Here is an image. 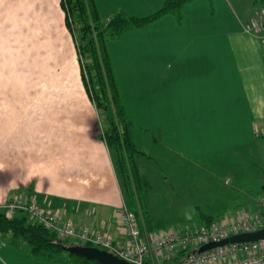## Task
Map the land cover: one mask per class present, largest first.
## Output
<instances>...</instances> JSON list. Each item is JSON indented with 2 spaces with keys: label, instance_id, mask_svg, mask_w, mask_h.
Returning a JSON list of instances; mask_svg holds the SVG:
<instances>
[{
  "label": "crops",
  "instance_id": "crops-1",
  "mask_svg": "<svg viewBox=\"0 0 264 264\" xmlns=\"http://www.w3.org/2000/svg\"><path fill=\"white\" fill-rule=\"evenodd\" d=\"M96 1L104 19H109L112 10L162 5L166 0ZM257 7L254 0H192L181 20L170 13L111 43L119 84L123 75L130 82L141 77L144 100L150 96L163 108L169 104L164 117L158 118L173 122L175 145H163L162 160L166 151L189 155L200 145H210L212 152L228 150L230 145L222 140L229 136L237 138L234 146H255L264 136V44L246 31ZM57 11L63 13L61 0H0V31L24 24L52 25ZM88 103L93 107L91 100ZM144 112L148 121L155 118L153 107ZM97 114L82 116L78 132L68 131L64 123L60 140L53 144L39 146L32 135L30 141H16L14 151H8L7 143L0 140V207L15 197H29L79 228L126 242L121 211L128 204L110 150L99 137ZM147 130L142 127L135 133L146 154L154 151L153 136L157 137ZM200 133L204 137L197 140ZM148 158H142L140 166ZM149 162L150 168L140 167L146 186L155 169V161ZM3 255L18 262L16 250L0 243V264Z\"/></svg>",
  "mask_w": 264,
  "mask_h": 264
},
{
  "label": "rangeland",
  "instance_id": "rangeland-1",
  "mask_svg": "<svg viewBox=\"0 0 264 264\" xmlns=\"http://www.w3.org/2000/svg\"><path fill=\"white\" fill-rule=\"evenodd\" d=\"M162 6L163 4H142L132 10H112L110 17L116 12L125 16L144 17L157 12ZM259 9H255L248 20ZM100 13L103 17L101 10ZM65 17L63 9L62 14L58 11L55 13L52 25L24 24L7 26L0 31V140L7 143L8 151H14L16 141H30L32 135L39 141V146L53 144L60 140V127L64 123L67 124L68 131L78 132V120H82V116L98 113L95 104L92 103L94 110L88 103L91 98L82 78L85 59L78 51V26L72 23L71 29L67 27ZM140 29L142 28L136 30ZM120 38L110 42L109 51L111 43ZM142 85L141 77L130 82L123 75L119 88L126 112L134 124L133 141L136 143L135 133L142 130V127L148 129L147 133L151 136L157 135L153 136L156 139L154 151L146 154L149 158L145 165L140 166L150 168L149 159L155 161L150 179L156 183L153 184L150 180L145 191L149 224L152 228L175 229L187 223H206L207 217L218 221L244 210L259 209L258 197L264 184V136L257 139L255 146H244L242 143L231 145L237 138L229 136L222 140V144L230 145L228 150L216 147L219 151L212 152L210 145L203 146L204 148L200 145V148L189 155L179 151L175 155L174 151H166L167 156L162 160L160 150L163 145H175L173 122L158 118L164 117L169 104L163 108L156 98L149 96L144 100ZM169 100L171 102L170 98ZM4 101L7 106H4ZM150 107L156 109L152 121L144 118V111ZM99 125L101 131L100 120ZM202 137L204 133L196 138L201 140ZM136 145L143 150L140 143L137 142ZM215 146H218L217 142ZM147 147L152 149V144L148 142ZM142 158L139 160L140 164ZM16 252L18 262L3 255L2 264H73L68 261L28 259L19 250Z\"/></svg>",
  "mask_w": 264,
  "mask_h": 264
},
{
  "label": "trees",
  "instance_id": "trees-1",
  "mask_svg": "<svg viewBox=\"0 0 264 264\" xmlns=\"http://www.w3.org/2000/svg\"><path fill=\"white\" fill-rule=\"evenodd\" d=\"M192 0H166L155 13L144 16H125L116 12L108 20L100 13L96 0H62L66 25L72 23L80 34L79 55L85 59L82 78L89 97L99 113V137L107 144L119 177L125 200L147 230L149 224L145 179L140 158L147 157L132 139L133 122L121 99L119 83L114 69L109 44L128 31L143 28L161 17L173 13L181 20L182 10ZM256 8H264V0H254ZM255 10V11H256ZM88 73V75H86ZM264 195V184L259 196ZM214 220L207 217V222ZM0 243L19 250L28 259L46 262L68 261L73 264H101L84 256L70 253V245H83L73 240L59 239L56 232L33 222L20 211L10 216L0 208Z\"/></svg>",
  "mask_w": 264,
  "mask_h": 264
},
{
  "label": "built area",
  "instance_id": "built-area-1",
  "mask_svg": "<svg viewBox=\"0 0 264 264\" xmlns=\"http://www.w3.org/2000/svg\"><path fill=\"white\" fill-rule=\"evenodd\" d=\"M246 31L264 44V8L250 18ZM258 202L259 209L244 210L224 220L152 231L142 226L136 212L125 205L121 211L127 237L124 243L109 234L64 221L60 213L47 210L27 197H15L0 208L10 216L24 211L31 221L56 232L59 239L107 250L132 264H264V239L219 244L232 236L264 229V195L258 197ZM212 243L219 245L201 251Z\"/></svg>",
  "mask_w": 264,
  "mask_h": 264
},
{
  "label": "water",
  "instance_id": "water-1",
  "mask_svg": "<svg viewBox=\"0 0 264 264\" xmlns=\"http://www.w3.org/2000/svg\"><path fill=\"white\" fill-rule=\"evenodd\" d=\"M264 239V229L255 233H245L230 237L227 240L222 241L219 244H226L228 242H246V241H257ZM219 244H209L201 249V251L215 247ZM65 249L70 253L87 257L91 260H97L101 264H132L131 262L122 259L107 250L100 249L94 246L88 245H70L66 246Z\"/></svg>",
  "mask_w": 264,
  "mask_h": 264
}]
</instances>
